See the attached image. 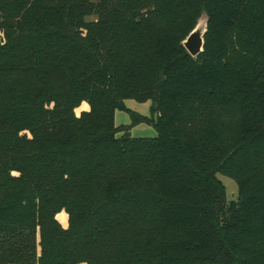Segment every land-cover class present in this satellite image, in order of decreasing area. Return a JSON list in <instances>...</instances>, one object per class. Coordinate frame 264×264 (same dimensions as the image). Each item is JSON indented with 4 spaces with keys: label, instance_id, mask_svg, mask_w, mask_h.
Returning a JSON list of instances; mask_svg holds the SVG:
<instances>
[{
    "label": "trees",
    "instance_id": "16d2710c",
    "mask_svg": "<svg viewBox=\"0 0 264 264\" xmlns=\"http://www.w3.org/2000/svg\"><path fill=\"white\" fill-rule=\"evenodd\" d=\"M0 264H264V0H0Z\"/></svg>",
    "mask_w": 264,
    "mask_h": 264
},
{
    "label": "rangeland",
    "instance_id": "374dc122",
    "mask_svg": "<svg viewBox=\"0 0 264 264\" xmlns=\"http://www.w3.org/2000/svg\"><path fill=\"white\" fill-rule=\"evenodd\" d=\"M96 1V0H92ZM87 21H94L96 17H89L86 19ZM125 109L123 111H116L114 115V124L117 127H128L129 134L132 138L135 139H153L156 137V131L152 125L147 124H133L130 116V112L135 113L141 117L150 118L151 117V108L152 104L149 101L146 102H137L132 99H128L124 101ZM88 110V105L83 103L79 108L75 110V114L79 116V114L83 111ZM128 110V111H127ZM215 178L221 182L224 187V197L227 201L236 200L237 198V183L236 180L230 176H228L225 172H218L215 174ZM146 192L148 194H152L153 187L149 188ZM142 196H146L143 192L140 193ZM141 197H136L135 201L130 203V208L132 212V225L128 226V233L131 236H135L136 238L143 237L141 235L138 236L141 230V223L143 227L147 229H151L147 234L149 237L153 239L152 242L158 244L161 242L163 238L168 236H173V238H182L183 236L179 232H168V231H160L156 227L155 221V205L151 201H144ZM55 219L58 222L59 226L66 230L69 227V214L65 210H61L55 215Z\"/></svg>",
    "mask_w": 264,
    "mask_h": 264
},
{
    "label": "water",
    "instance_id": "95a60500",
    "mask_svg": "<svg viewBox=\"0 0 264 264\" xmlns=\"http://www.w3.org/2000/svg\"><path fill=\"white\" fill-rule=\"evenodd\" d=\"M207 31V18L203 13L197 21L194 29L187 35L182 42L186 52L192 57L197 58L204 48V35Z\"/></svg>",
    "mask_w": 264,
    "mask_h": 264
}]
</instances>
